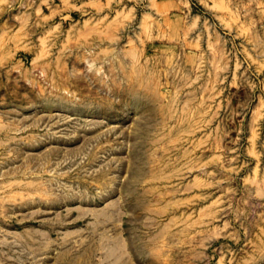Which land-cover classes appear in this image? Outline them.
<instances>
[{
    "label": "rangeland",
    "instance_id": "1",
    "mask_svg": "<svg viewBox=\"0 0 264 264\" xmlns=\"http://www.w3.org/2000/svg\"><path fill=\"white\" fill-rule=\"evenodd\" d=\"M0 264H264V0H0Z\"/></svg>",
    "mask_w": 264,
    "mask_h": 264
}]
</instances>
